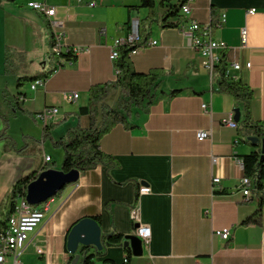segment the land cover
Returning a JSON list of instances; mask_svg holds the SVG:
<instances>
[{"label": "crops", "instance_id": "0c3cea01", "mask_svg": "<svg viewBox=\"0 0 264 264\" xmlns=\"http://www.w3.org/2000/svg\"><path fill=\"white\" fill-rule=\"evenodd\" d=\"M27 1L0 0V77L6 82L0 85V95L24 93V106L31 113L47 105L60 112L45 124L20 111L11 115L8 135L18 148L24 136L41 138L47 125L57 140L77 123L90 124L88 114L77 113L88 104L92 85L116 79L118 71L111 59L115 38L140 31V21L148 14L147 8H134L141 0H96L95 6L88 4L90 0H39L56 7L57 17L65 24V43L86 50L72 61L63 59L46 78L45 88L31 90L29 83L19 88L17 77L6 75L1 62V53L12 45L26 53L31 74L48 69L52 31L48 20L30 9ZM188 5V17L205 24L213 20V5L218 22L225 14V21L213 28L214 38L227 44L228 75L253 89L252 116L264 121V0H189ZM252 8L257 12L250 14ZM244 28L246 44L241 39ZM149 37L159 43L140 47L130 56L138 72L154 68L166 72L159 88L163 97L141 117L137 128L117 124L102 137V150L117 159L119 167L98 165L80 171L78 181L47 201L45 218L30 234L20 257L23 264L71 263L70 228L95 216L100 217L102 233L125 235L122 245L107 247L95 264H111L107 259L115 264H264V208L261 224L244 223L259 203L253 197L246 200L240 189L241 159L256 148L241 140L238 128L225 124L235 114L234 96L218 90L215 70L211 75L201 66L179 28H164L159 21ZM235 64L240 67L236 69ZM175 89L184 91L170 96ZM72 92L79 93V98L68 101L64 94ZM118 95L114 92L107 102L113 105ZM3 110L9 111L7 102ZM3 126L0 119V131ZM199 131H210L211 137L200 141ZM6 144L8 140H0V205L13 183L34 169L33 154L6 150ZM40 146L42 159L51 157L49 168L60 169L64 151L51 140ZM54 152L59 161L50 166ZM214 177L220 178L215 187ZM141 186L151 187L150 193L140 196L139 204L141 222L151 227L152 235L143 255L132 251L125 263L130 247L126 236L134 231L130 208ZM225 227L232 230L228 240L216 234ZM4 264H12V259Z\"/></svg>", "mask_w": 264, "mask_h": 264}, {"label": "trees", "instance_id": "16d2710c", "mask_svg": "<svg viewBox=\"0 0 264 264\" xmlns=\"http://www.w3.org/2000/svg\"><path fill=\"white\" fill-rule=\"evenodd\" d=\"M188 1L141 0L138 5L134 6L138 9H148L147 16L140 21L139 25L142 40L136 44H124L119 48V56L114 61V66L118 71L114 81L94 84L90 87L88 104L81 107L80 112L77 113V116L89 115L90 124L88 126L77 123L67 129L59 139L55 140L50 133L51 125H47L40 139L24 136V144L18 148L16 141L8 135L10 116L17 111L29 115L33 113L26 110L24 106V99L26 98L24 93H19L16 96H11L6 92L2 94L1 98L4 102H7L9 111H4L0 105V119L4 123L0 131V140H8V144L5 146L6 150L14 149L18 153L33 154L34 169L30 173L22 175L13 183L1 203L0 233L7 228L9 216L14 211L19 197L23 196L25 198L29 183L35 180L42 171L49 169L48 162H45L41 157L40 145L42 142L51 140L54 147L64 151L60 169L65 172L73 169L87 171L96 168L98 165H103L107 169L120 166L117 159L102 150V137L117 124H122L128 129L137 128L141 117L148 114L150 107L163 97L164 93L160 92L159 88L163 77L166 75V72L159 68L151 69L148 72H138L134 68L130 55L137 48L147 43L154 23L161 21L164 28H179L185 18L181 12L182 7ZM211 13L213 17L211 27L214 28L219 24L216 19V7L214 5ZM50 45H52V39ZM76 56L69 52L57 55L50 51L48 69L43 73L31 74L26 53L12 45H7L4 55V73L16 76V84L21 88L26 83L30 84L36 79L46 80L62 64L63 59L72 61ZM215 72L218 76V90L233 95L236 101L235 110L239 109L243 113V118L238 122L237 127L239 137L242 141L256 148L242 157L244 175L250 177L253 182L252 197L256 198L259 203L256 212L244 220V223L256 222L261 224L262 209L264 208V151L262 150L264 121H257L252 116L253 89L241 80L228 75L225 51L221 53L220 62L216 65ZM182 91L184 89H175L169 95L173 96ZM114 92H118L119 95L115 103L111 105L107 102V99ZM193 92L202 93V91L195 90ZM251 137H257L258 141H251ZM93 218L98 222L100 221L99 216ZM124 237L125 235L119 231L103 233L102 243L104 248L101 251L93 246L80 245L78 249L81 257L80 264H95L94 260L97 256L104 255V250L109 246L122 245ZM126 252L125 263L129 261L132 249L128 247ZM72 259L73 255H71ZM106 261L115 264L111 259Z\"/></svg>", "mask_w": 264, "mask_h": 264}, {"label": "built area", "instance_id": "2783aa9c", "mask_svg": "<svg viewBox=\"0 0 264 264\" xmlns=\"http://www.w3.org/2000/svg\"><path fill=\"white\" fill-rule=\"evenodd\" d=\"M83 2L84 0H77ZM90 6L97 4L96 0H90L88 3ZM27 6L44 16L49 23L52 31V45H50V51L60 55L63 52L73 53L78 55L85 51L86 48L81 45H73L65 43L66 29L64 21L57 17V9L54 6H50L47 3L39 0H28ZM191 9L188 2L182 7V15L185 19L181 22L179 29L182 34L189 39L192 48L196 51L200 58L201 66L208 70L212 75L216 65L220 62L221 52L227 49V44L224 41L217 40L213 35V28L211 24H205L195 19H190L189 13ZM257 12V9L252 8L249 10L250 14ZM225 21V14H222L219 20V24ZM248 32L247 29H242L241 39L242 43H247ZM142 40L140 31L129 32L124 36L115 38L111 51V59L116 60L119 56V48L124 44H136ZM158 40L149 37L147 43L144 46H156ZM140 48V47H139ZM138 49V48H137ZM234 67L238 69L240 66L235 64ZM31 90H38L46 87L45 79H36L29 84ZM68 101H75L79 98V93H65ZM60 110L56 106H44L38 112H34L36 121L49 122L59 114ZM225 124L232 128L238 127V122L231 115L225 120ZM198 140L203 141L211 137L210 131H199L197 134ZM50 156H45L44 161L49 162ZM242 162V159H241ZM220 182L219 177L213 178V186ZM240 189L246 200L252 197L253 182L250 177L243 175L240 180ZM151 192L150 186H141L138 189L137 196L130 208V217L134 223L133 234L138 236L143 246H148L150 243L152 231L149 225L141 222V212L139 199L143 194ZM49 209V203L44 202L38 207H26L23 203V196L19 197L14 211L10 214L7 228L0 233V264H4L8 258L12 259V264H23L20 257L27 246L30 234L34 232L43 222L45 214ZM216 234L221 236L224 240H228L232 236V230L230 227H225L216 231ZM127 261V259H126ZM59 264H71L69 261H65ZM195 264H199L196 262Z\"/></svg>", "mask_w": 264, "mask_h": 264}, {"label": "water", "instance_id": "95a60500", "mask_svg": "<svg viewBox=\"0 0 264 264\" xmlns=\"http://www.w3.org/2000/svg\"><path fill=\"white\" fill-rule=\"evenodd\" d=\"M240 116V110H235L234 119L237 122L240 121ZM250 140L258 141V138L251 137ZM262 150L264 151V141L262 142ZM79 176L80 171L77 169L69 172L55 168L46 169L29 183L25 198L32 205H40L55 197L69 184L78 181ZM102 234L100 223L93 217H85L73 225L67 238V250L73 255L71 264H77L80 259L78 253L80 245L93 246L100 251L103 250ZM126 239L130 242L134 255H143V243L138 236L130 234L126 236Z\"/></svg>", "mask_w": 264, "mask_h": 264}, {"label": "rangeland", "instance_id": "374dc122", "mask_svg": "<svg viewBox=\"0 0 264 264\" xmlns=\"http://www.w3.org/2000/svg\"><path fill=\"white\" fill-rule=\"evenodd\" d=\"M4 55H5V49H4V51H3V53H1V62H2V67H3V65H4ZM6 82L5 81H3L2 79H1V77H0V85H2V84H5ZM3 99L1 98V95H0V105H1V107L3 108ZM42 109V108H41ZM41 109H38V110H36L37 112L39 111V110H41ZM35 111V112H36ZM31 117H32V119L35 121V115H34V112H33V114L31 115ZM29 119V118H28ZM33 122V121H32ZM37 122V121H36ZM34 123V122H33ZM38 123H41V124H45V122L44 121H39L38 120ZM34 138H36V139H40V138H37V137H34ZM56 148V147H55ZM56 153L57 152H54V164H50V166H56V164L58 163V157H56Z\"/></svg>", "mask_w": 264, "mask_h": 264}, {"label": "bare ground", "instance_id": "6f19581e", "mask_svg": "<svg viewBox=\"0 0 264 264\" xmlns=\"http://www.w3.org/2000/svg\"><path fill=\"white\" fill-rule=\"evenodd\" d=\"M23 203H25V206L26 207H38V206H40V205H32V204H30L27 200H26V198H24L23 197Z\"/></svg>", "mask_w": 264, "mask_h": 264}]
</instances>
